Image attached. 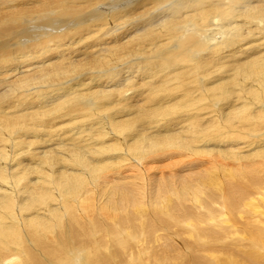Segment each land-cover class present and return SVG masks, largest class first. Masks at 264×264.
<instances>
[{
    "label": "bare ground",
    "instance_id": "obj_1",
    "mask_svg": "<svg viewBox=\"0 0 264 264\" xmlns=\"http://www.w3.org/2000/svg\"><path fill=\"white\" fill-rule=\"evenodd\" d=\"M0 264H264V0H0Z\"/></svg>",
    "mask_w": 264,
    "mask_h": 264
},
{
    "label": "rangeland",
    "instance_id": "obj_2",
    "mask_svg": "<svg viewBox=\"0 0 264 264\" xmlns=\"http://www.w3.org/2000/svg\"><path fill=\"white\" fill-rule=\"evenodd\" d=\"M217 44V43H216ZM76 81V80H75ZM69 84V83H68ZM76 123V121L75 122H73V124H72V127L74 126V124ZM242 216H244V217H246V214H242ZM182 226H180L179 225V228H181ZM182 229V228H181Z\"/></svg>",
    "mask_w": 264,
    "mask_h": 264
}]
</instances>
